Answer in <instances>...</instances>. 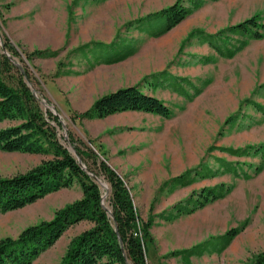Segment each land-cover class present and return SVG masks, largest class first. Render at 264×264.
Segmentation results:
<instances>
[{
  "label": "rangeland",
  "instance_id": "374dc122",
  "mask_svg": "<svg viewBox=\"0 0 264 264\" xmlns=\"http://www.w3.org/2000/svg\"><path fill=\"white\" fill-rule=\"evenodd\" d=\"M177 4L189 14L162 33L164 18L154 15ZM252 17L264 25V0H0V48L7 41L18 51L12 62L27 68L60 137L70 132L94 148L123 180L141 224H150L146 264H252L264 251V31L261 39L231 31ZM133 86L170 117L127 111L71 121ZM51 157L0 151V178ZM98 179L110 216L111 188ZM206 192L216 197L201 205ZM81 195L74 183L1 214L0 240ZM90 227L68 228L31 264H59Z\"/></svg>",
  "mask_w": 264,
  "mask_h": 264
},
{
  "label": "trees",
  "instance_id": "16d2710c",
  "mask_svg": "<svg viewBox=\"0 0 264 264\" xmlns=\"http://www.w3.org/2000/svg\"><path fill=\"white\" fill-rule=\"evenodd\" d=\"M188 14L177 4L154 15V18H164V33L180 24ZM253 30L254 38L261 39L264 25L258 22L257 17L231 29L238 33H251ZM18 57L14 46L4 42L0 48V124H17L0 129V151L50 154L52 157L26 173L0 178V215L21 209L74 183L80 186L82 195L57 210L51 220L26 227L16 238L1 239L0 264H31L68 228L82 221L91 223V227L70 240L59 264H127V261L146 264L144 251L149 222L141 224L130 192L101 154L70 132L67 139L60 137L58 129L61 123L53 113L44 109L31 91L29 84L34 80L27 68L21 71L13 64L11 59ZM127 111L150 113L162 118L171 115L160 100L133 86L100 97L84 113H72L71 121L103 119ZM90 174L104 177L109 183L112 218L102 204V191ZM201 197L203 202L200 203L205 205L216 196L206 192ZM252 264H264V251L254 257Z\"/></svg>",
  "mask_w": 264,
  "mask_h": 264
},
{
  "label": "water",
  "instance_id": "95a60500",
  "mask_svg": "<svg viewBox=\"0 0 264 264\" xmlns=\"http://www.w3.org/2000/svg\"><path fill=\"white\" fill-rule=\"evenodd\" d=\"M5 54H6V56H10L6 51L4 52ZM12 60V59H11ZM21 71H22V69H20ZM29 87H30V89H31V91L33 92V94L35 95V93H34V91H33V89H32V87H31V85H29ZM36 96V95H35ZM42 103L43 104H45L44 103V101H42ZM45 107H47V105H45ZM64 137L66 138L67 136L66 135H64ZM70 151L75 155V151H74V149H70ZM77 160L79 161V163L81 164V166H82V168H84V169H86V167L84 166V165H82V163H81V160L79 159V158H77ZM93 178H94V180L96 181V182H99L100 184H102V182L98 179V177H96V176H94V175H92V174H90ZM102 187L103 188H107L106 187V185H104V184H102ZM105 199V195L102 197V201ZM105 208V207H104ZM110 217L112 218V215H111V213H110ZM121 242V241H120Z\"/></svg>",
  "mask_w": 264,
  "mask_h": 264
}]
</instances>
